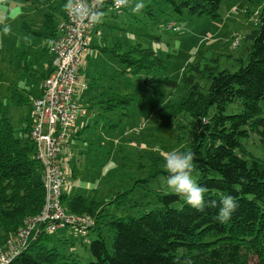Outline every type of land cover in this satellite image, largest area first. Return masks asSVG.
Instances as JSON below:
<instances>
[{"label": "trees", "instance_id": "16d2710c", "mask_svg": "<svg viewBox=\"0 0 264 264\" xmlns=\"http://www.w3.org/2000/svg\"><path fill=\"white\" fill-rule=\"evenodd\" d=\"M35 1H46L41 29L33 30L26 23L23 28L46 42L58 34L68 0ZM166 1L175 12L215 18L222 0ZM249 1L261 5V24L246 36L250 41L246 64L229 71L208 65L200 68L195 63L180 75L189 94L179 103L168 105L170 111L187 114L196 122L191 141L177 151L195 154L192 175L198 185L206 188L203 210L187 205L184 197L174 192H156L162 206L122 217L104 213L107 202L62 192L61 201L68 211L94 219L90 229L96 230L97 236L89 241L93 260L82 263L73 252L65 255L55 247H47L44 240L50 239L49 233L39 225V230L30 234L25 247L7 264H264V161L253 156L241 141L255 132L264 144V0ZM109 6L111 1L106 0L102 10ZM169 23L175 25L167 21L166 28ZM176 27L179 29L177 24ZM48 46L45 44L41 54L49 53ZM91 48L112 55L134 73L166 68L165 60L155 50L141 44L125 46L115 42ZM47 67L43 79L51 72L50 62ZM197 78L208 81L204 92ZM155 81L159 79L154 76L147 79L148 83ZM116 96L113 93L99 102L107 103L110 109ZM133 99L130 95L127 101ZM233 101H239L241 110L224 114ZM30 106L31 102L28 111ZM28 111L22 128L26 141L22 143L9 117L0 110V246L23 227L27 218L38 215L45 203L44 171L29 137ZM151 160L153 175H168L159 166V154H152ZM127 191L116 192L114 200L121 195L126 198ZM227 195L234 197L239 207L227 222L220 223L215 217ZM176 200H180V207L171 206ZM109 215L106 225L111 233L110 248L98 227L99 220Z\"/></svg>", "mask_w": 264, "mask_h": 264}, {"label": "rangeland", "instance_id": "374dc122", "mask_svg": "<svg viewBox=\"0 0 264 264\" xmlns=\"http://www.w3.org/2000/svg\"><path fill=\"white\" fill-rule=\"evenodd\" d=\"M45 2L0 0V17L3 18L0 23V110L9 117L22 143L26 141L22 128L26 125L28 106L40 95L41 75L49 58L47 55L41 59L43 66H40L36 46L45 41L27 34L23 24L40 30ZM136 3H143L145 7L134 13L132 8ZM260 10V4L249 0H222L219 16L215 18L175 12L166 0H132L125 7L109 6L104 11L103 22L91 31V45L141 44L155 50L165 60L166 68L134 73L112 55L108 60L109 54L91 48V57L86 65L83 58L78 69L87 84L83 98L77 101L79 131L66 138L57 157L65 174L63 190L69 196L80 194L107 202L104 213L122 217L162 206L156 192L170 194L173 191L166 184V174H152V154L161 156L159 166L165 169L166 154L185 147L197 126L189 115L174 113L168 108L189 94L180 79L181 72L195 63L200 68L208 65L229 71L246 64L250 44L246 36L260 26ZM167 21L175 22L179 29L166 28ZM5 25L11 28L8 35L3 34ZM95 68L104 72L111 68V72L96 79L99 86L91 88ZM152 76L159 81L148 83L147 79ZM166 78L174 84L168 83ZM197 80L204 92L208 81ZM113 93L118 99L107 109V103L99 101ZM130 95L134 99L127 101ZM240 110L239 101H233L228 103L224 114ZM241 141L253 156L264 161V144L255 132ZM192 178L194 180L195 176ZM123 191H127L126 198L121 195L114 200L116 192ZM171 206L180 207V200L173 201ZM110 215L98 223L108 248L111 233L106 223ZM96 236L97 231L89 229L87 242H84L75 227L67 226L49 232L50 239L44 243L57 248L61 254L73 252L86 263L93 260L89 241Z\"/></svg>", "mask_w": 264, "mask_h": 264}, {"label": "built area", "instance_id": "2783aa9c", "mask_svg": "<svg viewBox=\"0 0 264 264\" xmlns=\"http://www.w3.org/2000/svg\"><path fill=\"white\" fill-rule=\"evenodd\" d=\"M110 1L117 8L114 0ZM86 2L90 4L91 0ZM94 27L86 20L79 21L66 10L58 34L49 42L51 72L43 80L40 95L31 100L28 112L29 137L35 146V158L44 171L45 203L38 215L27 218L23 227L0 246V264L14 259L25 247L30 234L39 230V225L48 233L73 226L87 241L88 230L95 224L92 217L64 207L61 194L65 174L57 161L66 138L77 130L76 115L80 107L75 94L78 87L83 91L86 86L79 79L78 69L90 48ZM168 28L178 29L174 23H169Z\"/></svg>", "mask_w": 264, "mask_h": 264}, {"label": "clouds", "instance_id": "9594fccd", "mask_svg": "<svg viewBox=\"0 0 264 264\" xmlns=\"http://www.w3.org/2000/svg\"><path fill=\"white\" fill-rule=\"evenodd\" d=\"M104 3L105 0H91L90 4L86 0H68L65 8L79 21L86 20L90 25H96L103 22L105 13L102 8ZM128 3L129 0H114L117 8L125 7ZM144 7L143 3H136L132 11L136 13ZM0 23H3L2 17H0ZM10 32V26L5 25L3 34L8 35ZM194 156L195 154L191 151L172 150L168 152L164 163V168L168 173L166 184L175 194L183 196L187 205L202 211L205 206L206 188L198 185L192 178ZM212 206L215 207L214 201ZM238 207V201L234 197L231 195L223 197L215 219L220 223L227 222Z\"/></svg>", "mask_w": 264, "mask_h": 264}, {"label": "crops", "instance_id": "0c3cea01", "mask_svg": "<svg viewBox=\"0 0 264 264\" xmlns=\"http://www.w3.org/2000/svg\"><path fill=\"white\" fill-rule=\"evenodd\" d=\"M95 28H97V27H95ZM49 42H50V40H48V41H46V42H44V43H41V42H38V45L36 46V48L38 49V53H39V58H40V61H39V63H40V66H43V64L41 65V59H44V57L45 56H49V58L46 60V63H45V66H44V74H47L48 73V65H49V62H50V64H51V55H50V53H45L44 55L43 54H41V52H42V48L45 46V44H48L49 45ZM91 53H92V49H91V45H90V48H89V50H88V53L86 54V56H85V65H86V62L89 60V58L91 57ZM107 59L108 60H111V56L109 55V57H107ZM84 65V66H85ZM83 66V67H84ZM26 69H30L29 67H27L26 66ZM81 69V68H80ZM95 70V77H94V81H93V83H92V86H91V88H94V87H97V86H99V81H97L96 79H98V80H100V79H102V78H104V77H106V76H108V74L106 73V72H111V68H109L106 72H104V69H102V70H100V69H98V68H95L94 69ZM43 76V74L41 75V77ZM78 76H79V79H80V81L81 82H85V78H84V76L82 75V74H80V72L78 71ZM43 78H42V83H43ZM42 83H41V87H42ZM41 87H40V89H41ZM40 93H41V91H40ZM81 94H84V92H82V91H80L79 90V87H78V91H77V93L75 94V98L76 99H82L83 98V95H81ZM75 127L77 128V126L75 125ZM79 128V127H78ZM77 128V130H76V132L77 131H79V129ZM63 193H66V191L65 190H63Z\"/></svg>", "mask_w": 264, "mask_h": 264}]
</instances>
